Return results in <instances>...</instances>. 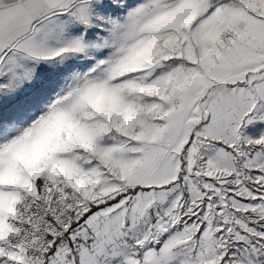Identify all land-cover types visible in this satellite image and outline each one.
I'll return each mask as SVG.
<instances>
[{
    "label": "snow or ice",
    "instance_id": "6c2138e0",
    "mask_svg": "<svg viewBox=\"0 0 264 264\" xmlns=\"http://www.w3.org/2000/svg\"><path fill=\"white\" fill-rule=\"evenodd\" d=\"M0 264H264V0H0Z\"/></svg>",
    "mask_w": 264,
    "mask_h": 264
}]
</instances>
